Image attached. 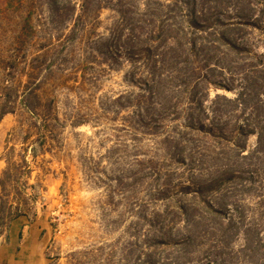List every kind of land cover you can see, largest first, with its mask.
Masks as SVG:
<instances>
[{
  "label": "rangeland",
  "instance_id": "rangeland-1",
  "mask_svg": "<svg viewBox=\"0 0 264 264\" xmlns=\"http://www.w3.org/2000/svg\"><path fill=\"white\" fill-rule=\"evenodd\" d=\"M196 4L206 16L218 15L234 24L240 22L237 16L241 12L252 11L256 28L246 26L233 34L247 52L230 55L227 60L233 69L223 73L227 83L241 92L247 86L245 80L255 73L250 64L256 57H264V0H197ZM5 8V0H0V10ZM16 15L8 12V23ZM35 18L38 38L51 36V60L59 74H66L56 83L60 117L66 121L58 137L41 148L33 143L35 137L24 144L23 118L6 116L0 123V166L2 171L6 169L11 148L17 161V154L27 147L32 170L28 188L19 191L8 185L7 191L12 202L30 200L31 216L48 218L52 240L47 264H257L263 251H257L256 243L245 242L244 228L254 221L262 223L264 164L239 160L217 141L197 137V144L209 147L205 157L193 165L173 163L169 156L175 150L164 138L165 132L176 127L174 123L167 122L158 133H144L133 108L114 105L118 98L127 105L138 92L127 80L129 66L123 64L118 70L85 66L83 80L79 61L87 45L72 46L68 28L50 31L46 7ZM117 20L115 12L103 10L87 27L91 37L105 33ZM217 95L235 98L234 93L211 86L208 103ZM233 114L235 118L249 117V111L242 115L241 109ZM246 144L254 149L256 138L250 137ZM241 163V178L203 196L211 204L223 202L231 209L235 224L229 229L221 227L222 219L210 213L200 197H163L167 186L187 184L191 177L206 184ZM179 199L191 207L192 226L176 217Z\"/></svg>",
  "mask_w": 264,
  "mask_h": 264
},
{
  "label": "trees",
  "instance_id": "trees-1",
  "mask_svg": "<svg viewBox=\"0 0 264 264\" xmlns=\"http://www.w3.org/2000/svg\"><path fill=\"white\" fill-rule=\"evenodd\" d=\"M196 1L5 0L6 8L0 10V123L8 115H19L25 120L24 144L35 137L33 143L44 148L58 137L66 121L60 117L56 89L59 86L56 83L65 79L66 74H59L51 60L48 48L51 36L38 38L35 24L36 13L46 7V24L50 31L58 33L68 28L67 38L72 46L87 45L79 61L83 80L86 78L85 66L106 65L112 70L120 69L123 64L129 66L127 80L138 92L134 100L128 102L129 106L120 104V98L114 105L133 108L144 133H158L159 129L166 128L167 122L174 123L176 127L165 132L164 138V142L175 150L169 156L173 163L193 165L205 157L209 147L197 144V137L203 141L215 140L228 150L227 154H233L239 160H251V163L257 161L262 166L264 57H256L257 61L250 64L255 73L245 80L247 86L241 92H236L223 78V73L233 69L228 57L247 52L233 34L246 26L256 28L252 22L253 13L246 10L237 16L239 23H227L218 15L209 17L197 10ZM105 9L115 12L118 20L105 33L91 37L87 27ZM10 11L17 14L12 23H8L6 17ZM211 86L234 93L235 98L217 95L208 103ZM239 109L242 115L249 111V117H232ZM134 131L139 130L134 128ZM250 137L256 138L252 150L246 144ZM15 152L14 148L9 150L7 167L0 179V227L31 212L29 199L17 203L9 200L8 185L19 191L26 190L27 180L32 175L27 147L17 154V161H14ZM242 165L238 164L235 170L231 165L230 170L211 178L206 184H199L196 177H191L187 184L167 186L162 190L163 197H200L208 211L220 221L222 219L221 227L229 229L235 224L231 209L223 202L211 204L203 196L233 178H241L242 172L238 169ZM182 200H177L176 217L192 226L191 207ZM261 222L258 225L254 221L244 228L245 242L256 243L257 251H263L257 264H264V215Z\"/></svg>",
  "mask_w": 264,
  "mask_h": 264
},
{
  "label": "crops",
  "instance_id": "crops-1",
  "mask_svg": "<svg viewBox=\"0 0 264 264\" xmlns=\"http://www.w3.org/2000/svg\"><path fill=\"white\" fill-rule=\"evenodd\" d=\"M2 172L0 166V179ZM51 240L47 217L41 214L17 217L0 227V264H47Z\"/></svg>",
  "mask_w": 264,
  "mask_h": 264
}]
</instances>
